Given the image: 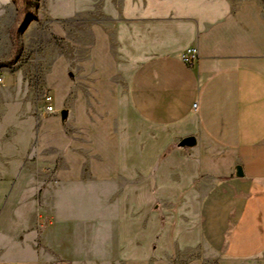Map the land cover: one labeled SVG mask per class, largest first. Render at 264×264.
Here are the masks:
<instances>
[{
  "label": "crops",
  "instance_id": "1",
  "mask_svg": "<svg viewBox=\"0 0 264 264\" xmlns=\"http://www.w3.org/2000/svg\"><path fill=\"white\" fill-rule=\"evenodd\" d=\"M46 8L43 79L0 84V264H264V0Z\"/></svg>",
  "mask_w": 264,
  "mask_h": 264
},
{
  "label": "rangeland",
  "instance_id": "2",
  "mask_svg": "<svg viewBox=\"0 0 264 264\" xmlns=\"http://www.w3.org/2000/svg\"><path fill=\"white\" fill-rule=\"evenodd\" d=\"M52 20L46 8V0H0V76L22 71L31 73L38 81L43 79L42 65H38V61L42 59L44 50L50 45L48 39L53 29L49 24ZM55 26L60 25L56 23ZM54 39L59 48L60 39L58 37ZM37 66L40 68L39 71ZM48 93L53 95L52 89L47 88L45 95ZM1 187L9 191L8 186L0 185ZM43 192V190L40 192V196ZM56 193H60L59 187L48 192L52 195ZM56 197L50 196L53 206L59 204ZM42 224H48V217L45 215ZM74 226V223L70 224V230ZM48 252L53 256V264H72L69 263L70 259L60 257L55 249Z\"/></svg>",
  "mask_w": 264,
  "mask_h": 264
},
{
  "label": "built area",
  "instance_id": "3",
  "mask_svg": "<svg viewBox=\"0 0 264 264\" xmlns=\"http://www.w3.org/2000/svg\"><path fill=\"white\" fill-rule=\"evenodd\" d=\"M183 60H185L188 63L193 62L198 58V52L196 49H189L183 56ZM4 77L0 76V84H3ZM43 103L45 105V112L46 113H52L54 110V96L51 93H48L45 95L43 99ZM194 110H198V104L194 105Z\"/></svg>",
  "mask_w": 264,
  "mask_h": 264
},
{
  "label": "water",
  "instance_id": "4",
  "mask_svg": "<svg viewBox=\"0 0 264 264\" xmlns=\"http://www.w3.org/2000/svg\"><path fill=\"white\" fill-rule=\"evenodd\" d=\"M62 117L63 118L67 117V112L66 111H64L62 113ZM180 146L181 147H194V146H196V139L192 138V137L186 138L180 143ZM238 172H239L238 176H242L243 175L241 168H238Z\"/></svg>",
  "mask_w": 264,
  "mask_h": 264
}]
</instances>
